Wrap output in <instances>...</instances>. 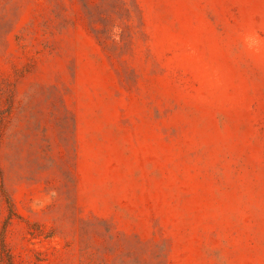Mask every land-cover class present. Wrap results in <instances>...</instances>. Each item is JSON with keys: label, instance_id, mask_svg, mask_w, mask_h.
<instances>
[{"label": "rangeland", "instance_id": "obj_1", "mask_svg": "<svg viewBox=\"0 0 264 264\" xmlns=\"http://www.w3.org/2000/svg\"><path fill=\"white\" fill-rule=\"evenodd\" d=\"M0 264H264V0H0Z\"/></svg>", "mask_w": 264, "mask_h": 264}]
</instances>
